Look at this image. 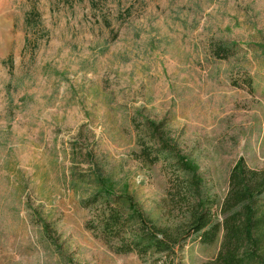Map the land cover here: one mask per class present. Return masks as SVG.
Returning a JSON list of instances; mask_svg holds the SVG:
<instances>
[{
	"label": "rangeland",
	"instance_id": "1",
	"mask_svg": "<svg viewBox=\"0 0 264 264\" xmlns=\"http://www.w3.org/2000/svg\"><path fill=\"white\" fill-rule=\"evenodd\" d=\"M147 121L219 199L239 158L264 170V0H0V264L165 260L113 252L70 185L102 173L179 220L173 159H138ZM219 243L195 235L168 260L202 264Z\"/></svg>",
	"mask_w": 264,
	"mask_h": 264
},
{
	"label": "trees",
	"instance_id": "2",
	"mask_svg": "<svg viewBox=\"0 0 264 264\" xmlns=\"http://www.w3.org/2000/svg\"><path fill=\"white\" fill-rule=\"evenodd\" d=\"M233 46L218 44L215 55L228 56ZM147 123L155 142L151 146L140 142L138 159L152 164L160 158L173 159L169 166L175 174L167 191L166 216L177 210L179 220L158 224L141 209L126 182L93 171L70 182L76 191L86 188L80 197L81 207L91 212L86 228L117 254L134 253L143 259L165 256L151 264H172L168 258L195 235L203 244H212L220 236L216 256L202 264H264V170L250 169L239 158L219 199L205 188L199 166L159 134L158 124Z\"/></svg>",
	"mask_w": 264,
	"mask_h": 264
}]
</instances>
